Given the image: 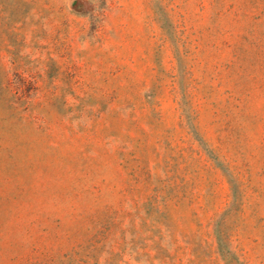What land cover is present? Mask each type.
I'll list each match as a JSON object with an SVG mask.
<instances>
[{
    "label": "rangeland",
    "instance_id": "374dc122",
    "mask_svg": "<svg viewBox=\"0 0 264 264\" xmlns=\"http://www.w3.org/2000/svg\"><path fill=\"white\" fill-rule=\"evenodd\" d=\"M0 264H264V0H0Z\"/></svg>",
    "mask_w": 264,
    "mask_h": 264
}]
</instances>
